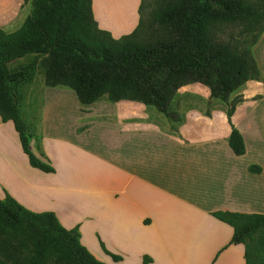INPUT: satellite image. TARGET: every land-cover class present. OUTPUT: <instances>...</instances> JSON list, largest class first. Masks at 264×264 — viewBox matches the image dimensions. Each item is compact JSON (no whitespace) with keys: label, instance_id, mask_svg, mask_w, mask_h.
I'll return each instance as SVG.
<instances>
[{"label":"crops","instance_id":"1","mask_svg":"<svg viewBox=\"0 0 264 264\" xmlns=\"http://www.w3.org/2000/svg\"><path fill=\"white\" fill-rule=\"evenodd\" d=\"M18 1L0 0L1 21L17 16ZM22 24L0 28L12 33ZM251 53L260 80L229 98L239 100L231 123L244 155L230 150L227 106L208 90L209 116L190 106L181 116L173 111L177 122L138 102L106 99L78 109L69 138H60L70 149L57 151L59 170L25 181L29 195L48 201L45 212L63 228H77L80 243L100 262L245 264L244 247L230 244L232 229L212 214L264 216V32ZM192 85L176 96L197 90ZM44 150L39 159L50 165ZM252 166L259 172L251 173Z\"/></svg>","mask_w":264,"mask_h":264},{"label":"trees","instance_id":"2","mask_svg":"<svg viewBox=\"0 0 264 264\" xmlns=\"http://www.w3.org/2000/svg\"><path fill=\"white\" fill-rule=\"evenodd\" d=\"M23 2L31 4V15L12 33L0 30V124L12 123L32 168L54 172L31 151L11 86L8 65L30 55L44 56L47 88H68L82 105L103 97L138 102L172 122L180 120L169 109L178 90L202 85L211 99L227 106L228 146L234 155H244L242 136L231 123L239 100L229 98L246 82L260 80L251 49L264 32V0H162L146 25L139 19L119 39L98 27L92 0ZM234 30L237 37L221 39ZM212 216L232 229L230 244L244 247L245 264H264L263 215ZM0 264L104 263L80 243L77 228L67 230L53 213H32L6 196L0 200Z\"/></svg>","mask_w":264,"mask_h":264},{"label":"rangeland","instance_id":"3","mask_svg":"<svg viewBox=\"0 0 264 264\" xmlns=\"http://www.w3.org/2000/svg\"><path fill=\"white\" fill-rule=\"evenodd\" d=\"M4 1L7 2V0ZM16 2L17 0H10L13 5ZM161 2L162 0H92V9L94 17L98 19L97 25L100 29L109 32L114 39H119L130 34L137 27L139 19L146 25ZM17 11V16L14 13L16 17L13 20L9 17L4 21L0 20V24L8 25V29L15 30L20 21L24 22L26 17L31 15L32 6L30 3L19 0ZM237 33V30L230 33L225 31L221 39L227 40L230 36L235 38L238 36ZM43 61L44 56L30 55L10 63L8 68L12 75L11 86L17 101L20 119L31 135L29 147L39 159L42 156L40 150L43 145L45 156H47L45 160H49L54 170H59L57 151L70 149L68 142L63 143L61 139L65 136L69 138V129L76 122L78 109H87V106L82 105L74 92L68 88H47L45 86ZM195 86L198 87L197 90L194 91L193 88V91L187 94L175 96L169 109L177 112L179 116L190 106H201L204 114L205 110L208 112L211 104H206L203 100L208 89L199 84L192 85V87ZM101 100L105 101L106 98L103 97ZM170 129H175L174 124H170ZM96 135L97 133L95 137ZM39 173L41 171L32 168L23 154L12 123L0 124V200L9 196L32 213H43L49 210L51 207L49 202L33 199L25 184V181L35 179ZM48 180L57 181L53 178H48ZM102 262L111 264L105 259Z\"/></svg>","mask_w":264,"mask_h":264}]
</instances>
